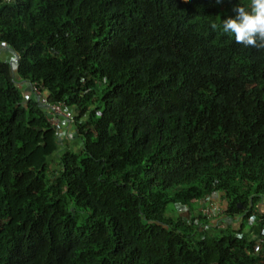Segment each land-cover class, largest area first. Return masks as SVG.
Masks as SVG:
<instances>
[{"label": "trees", "instance_id": "1", "mask_svg": "<svg viewBox=\"0 0 264 264\" xmlns=\"http://www.w3.org/2000/svg\"><path fill=\"white\" fill-rule=\"evenodd\" d=\"M249 2L0 0V264H264V50L211 28Z\"/></svg>", "mask_w": 264, "mask_h": 264}, {"label": "built area", "instance_id": "2", "mask_svg": "<svg viewBox=\"0 0 264 264\" xmlns=\"http://www.w3.org/2000/svg\"><path fill=\"white\" fill-rule=\"evenodd\" d=\"M3 56V58L10 64V66L14 69L16 65L17 60V54L14 53L10 48L6 46L5 43H0V56ZM12 69V70H13ZM17 78V77H16ZM17 87L20 92L26 95L27 98H31L36 101V103L40 106V108L43 109L45 118L47 122L55 129V136L56 141L58 143H61L63 141L69 140L76 136L77 129L75 126V120L74 115L72 111H70L67 107H65L61 103H51L47 100V97L44 93L40 92L37 87L28 81H22L19 80L17 82ZM217 200L216 197L214 196ZM202 202H207V197L201 200ZM201 202V203H202ZM215 204L213 202L209 201V207L211 209L215 208ZM219 206V205H218ZM217 206V207H218ZM223 209H221V206L218 207V211L220 214H222ZM206 215H210L208 210L204 212ZM216 212H212V215L215 216ZM252 218V216H251ZM250 218V219H251Z\"/></svg>", "mask_w": 264, "mask_h": 264}, {"label": "clouds", "instance_id": "3", "mask_svg": "<svg viewBox=\"0 0 264 264\" xmlns=\"http://www.w3.org/2000/svg\"><path fill=\"white\" fill-rule=\"evenodd\" d=\"M217 4L222 0H216ZM234 17L222 20L221 25L211 24L215 31L234 37L237 44L264 50V0H250L248 5L236 4Z\"/></svg>", "mask_w": 264, "mask_h": 264}, {"label": "crops", "instance_id": "4", "mask_svg": "<svg viewBox=\"0 0 264 264\" xmlns=\"http://www.w3.org/2000/svg\"><path fill=\"white\" fill-rule=\"evenodd\" d=\"M220 198L218 197V195H217V200H219ZM259 208H260V210L263 208V204H261L260 206H259Z\"/></svg>", "mask_w": 264, "mask_h": 264}, {"label": "rangeland", "instance_id": "5", "mask_svg": "<svg viewBox=\"0 0 264 264\" xmlns=\"http://www.w3.org/2000/svg\"><path fill=\"white\" fill-rule=\"evenodd\" d=\"M51 165L54 166V164H51ZM168 208H170V207H168ZM261 210L264 211V206H263V208Z\"/></svg>", "mask_w": 264, "mask_h": 264}]
</instances>
